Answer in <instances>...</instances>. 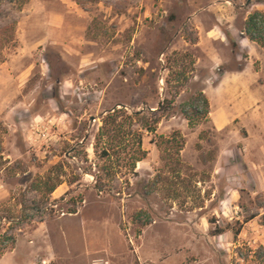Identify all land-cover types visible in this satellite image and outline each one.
<instances>
[{
	"label": "rangeland",
	"instance_id": "374dc122",
	"mask_svg": "<svg viewBox=\"0 0 264 264\" xmlns=\"http://www.w3.org/2000/svg\"><path fill=\"white\" fill-rule=\"evenodd\" d=\"M225 1L0 0V264H264V139L199 98L239 68L195 47Z\"/></svg>",
	"mask_w": 264,
	"mask_h": 264
},
{
	"label": "crops",
	"instance_id": "0c3cea01",
	"mask_svg": "<svg viewBox=\"0 0 264 264\" xmlns=\"http://www.w3.org/2000/svg\"><path fill=\"white\" fill-rule=\"evenodd\" d=\"M246 6L239 8L241 12L245 11L242 19L244 27L239 29L237 28V6L230 0L215 4L208 9L209 12L214 13L209 23L203 24L197 21L196 16H192L190 21H197L195 47L200 48L210 65L219 69L227 64L228 58L224 61L221 50H224L226 54L231 53L240 62L239 68L221 73L217 84L207 86L204 91L212 110L210 116L215 121L217 129L223 130L230 120L239 118V116L228 118L221 110L218 113L215 112V107L212 106L210 93L213 90L220 91L224 85H227V91L235 99L233 105L243 106L240 117L251 121V128L259 136V139L255 141H258L260 145L264 139V35L262 34L256 42L252 41L247 34V20L255 13H264V8L253 5L248 9ZM246 112H248L247 118L244 117ZM248 135L252 136L249 131ZM247 148L252 149V140L247 143Z\"/></svg>",
	"mask_w": 264,
	"mask_h": 264
},
{
	"label": "trees",
	"instance_id": "16d2710c",
	"mask_svg": "<svg viewBox=\"0 0 264 264\" xmlns=\"http://www.w3.org/2000/svg\"><path fill=\"white\" fill-rule=\"evenodd\" d=\"M11 2V1H10ZM262 25H264V13H255L253 15H251L249 17V19L247 20V34L249 36V38L256 42L258 40V38L260 39V37L262 36L263 34V28L261 27ZM4 31H7L8 29H3ZM1 63V62H0ZM199 98H203L204 100V110H203V117L205 120L208 119V115H209V109H210V106H209V102L208 100L204 97L203 93H201L200 97ZM172 102L169 101L168 99H164L162 103H159L158 105V111H167L169 108H171L172 106ZM107 120V119H105ZM186 120L188 121L189 123V126L190 127H195V125H197L195 119H193L192 117H189L187 116L186 117ZM106 123V122H104ZM144 130L147 132V133H155L156 131V124L155 123H151V124H148L146 127H144ZM102 134L100 133V136ZM98 140V139H96ZM145 152H143L144 154ZM102 157L104 158H110L111 157V151H103L101 153ZM142 159L139 158L137 160V162H140ZM51 191V193L54 191V187H51L49 189ZM252 219H250L251 221ZM242 227L240 226L238 229H236L235 231L232 230L234 236H237L240 234V231H241ZM9 241H12L14 242V238H10ZM6 249L0 251V256L3 254V252L5 251ZM52 264H56V263H52Z\"/></svg>",
	"mask_w": 264,
	"mask_h": 264
},
{
	"label": "built area",
	"instance_id": "2783aa9c",
	"mask_svg": "<svg viewBox=\"0 0 264 264\" xmlns=\"http://www.w3.org/2000/svg\"><path fill=\"white\" fill-rule=\"evenodd\" d=\"M34 129H35L36 134H39L40 136L44 134L45 136V131H42L39 124H35Z\"/></svg>",
	"mask_w": 264,
	"mask_h": 264
}]
</instances>
